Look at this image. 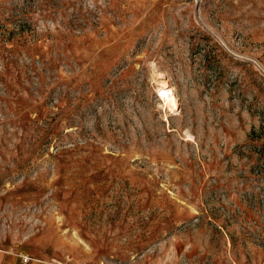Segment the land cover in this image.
Returning <instances> with one entry per match:
<instances>
[{"label":"rangeland","instance_id":"rangeland-1","mask_svg":"<svg viewBox=\"0 0 264 264\" xmlns=\"http://www.w3.org/2000/svg\"><path fill=\"white\" fill-rule=\"evenodd\" d=\"M0 264H264V0H0Z\"/></svg>","mask_w":264,"mask_h":264},{"label":"built area","instance_id":"built-area-1","mask_svg":"<svg viewBox=\"0 0 264 264\" xmlns=\"http://www.w3.org/2000/svg\"><path fill=\"white\" fill-rule=\"evenodd\" d=\"M196 1V3L198 2V1H201V0H195Z\"/></svg>","mask_w":264,"mask_h":264},{"label":"bare ground","instance_id":"bare-ground-1","mask_svg":"<svg viewBox=\"0 0 264 264\" xmlns=\"http://www.w3.org/2000/svg\"><path fill=\"white\" fill-rule=\"evenodd\" d=\"M171 94V93H170ZM173 95V94H172Z\"/></svg>","mask_w":264,"mask_h":264}]
</instances>
